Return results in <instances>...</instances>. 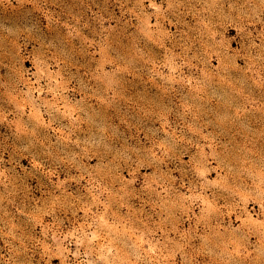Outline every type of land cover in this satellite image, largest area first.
I'll return each instance as SVG.
<instances>
[{
    "label": "rangeland",
    "instance_id": "374dc122",
    "mask_svg": "<svg viewBox=\"0 0 264 264\" xmlns=\"http://www.w3.org/2000/svg\"><path fill=\"white\" fill-rule=\"evenodd\" d=\"M0 264H264V0H0Z\"/></svg>",
    "mask_w": 264,
    "mask_h": 264
}]
</instances>
